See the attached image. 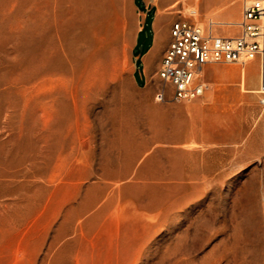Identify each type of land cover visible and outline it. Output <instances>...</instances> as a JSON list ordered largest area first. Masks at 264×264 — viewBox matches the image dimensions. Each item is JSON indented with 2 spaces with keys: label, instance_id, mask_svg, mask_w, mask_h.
I'll return each mask as SVG.
<instances>
[{
  "label": "rangeland",
  "instance_id": "obj_1",
  "mask_svg": "<svg viewBox=\"0 0 264 264\" xmlns=\"http://www.w3.org/2000/svg\"><path fill=\"white\" fill-rule=\"evenodd\" d=\"M219 2L173 12L236 34ZM140 16L134 0H0V264H264L258 58L158 100L132 73Z\"/></svg>",
  "mask_w": 264,
  "mask_h": 264
},
{
  "label": "built area",
  "instance_id": "obj_2",
  "mask_svg": "<svg viewBox=\"0 0 264 264\" xmlns=\"http://www.w3.org/2000/svg\"><path fill=\"white\" fill-rule=\"evenodd\" d=\"M196 20L174 19L168 45L157 71L160 85L155 98L183 101L202 95L207 88L205 64L241 61L255 54L259 62L260 101L264 104V0H243L240 32L235 36L213 34ZM167 88L170 92H167Z\"/></svg>",
  "mask_w": 264,
  "mask_h": 264
},
{
  "label": "crops",
  "instance_id": "obj_3",
  "mask_svg": "<svg viewBox=\"0 0 264 264\" xmlns=\"http://www.w3.org/2000/svg\"><path fill=\"white\" fill-rule=\"evenodd\" d=\"M134 1L137 4V7L140 9L141 16L138 22L135 36L131 44L132 56L134 59V66H132L133 77L134 80L138 83L137 84L138 86L153 87L154 85H156V91H157L160 84H148V83L152 81L154 82L159 81V76L157 71L161 65L163 54L168 45V41L170 37V26L172 21L178 17H185V16L176 15L173 12V7L176 5V2L178 0H134ZM240 1H241V5H240L239 17H234L233 14L230 12V10H228V5L226 4L225 0H220L218 5L219 7H217L216 9H214V11H212V14L215 15L218 20H227V21L237 20L238 21L237 24H233V25L238 27V32L236 34H229V35L220 34L215 31V27L217 25H214L213 23V25L211 26V30L213 34L220 36H235L240 32L239 21L242 18L243 0ZM210 21L211 20H209L208 17L207 21H201V22H204L205 28L209 29ZM221 26H226V25H221ZM236 62L237 61L210 62L205 64L203 68V73L205 69H207V67L210 66V64L228 63V64L236 65L235 64ZM258 76H259V68H258ZM204 79L206 80L208 85L204 91L205 93L210 88V84L205 77ZM168 99H171L169 95H168ZM112 221L114 222V225L116 224L118 233H122L126 231V227H127L126 225L128 221H126V219L121 213L117 212L114 216H112Z\"/></svg>",
  "mask_w": 264,
  "mask_h": 264
},
{
  "label": "bare ground",
  "instance_id": "obj_4",
  "mask_svg": "<svg viewBox=\"0 0 264 264\" xmlns=\"http://www.w3.org/2000/svg\"><path fill=\"white\" fill-rule=\"evenodd\" d=\"M201 24V23H200ZM235 24H237V22H235ZM202 25V24H201ZM203 26V25H202ZM205 27V26H204ZM243 75L245 74V66H243Z\"/></svg>",
  "mask_w": 264,
  "mask_h": 264
}]
</instances>
